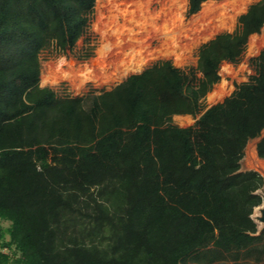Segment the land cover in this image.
Returning a JSON list of instances; mask_svg holds the SVG:
<instances>
[{
	"label": "trees",
	"instance_id": "16d2710c",
	"mask_svg": "<svg viewBox=\"0 0 264 264\" xmlns=\"http://www.w3.org/2000/svg\"><path fill=\"white\" fill-rule=\"evenodd\" d=\"M205 1L187 0L186 16ZM94 5L0 0V264H264L252 219L264 180L240 166L264 131V47L246 82L202 108L260 32L264 0L195 66L159 59L110 90L58 96L39 85L40 53L72 51ZM255 152L264 160V134Z\"/></svg>",
	"mask_w": 264,
	"mask_h": 264
},
{
	"label": "rangeland",
	"instance_id": "374dc122",
	"mask_svg": "<svg viewBox=\"0 0 264 264\" xmlns=\"http://www.w3.org/2000/svg\"><path fill=\"white\" fill-rule=\"evenodd\" d=\"M257 1L206 0L197 13L186 16L187 0H95L87 32L72 51L58 52L50 47L40 53L39 85L52 89L58 96L75 97L110 90L159 59L170 60L179 68L195 66L198 47L218 33L234 31L237 18ZM222 19L223 24H219ZM106 39L111 46L109 53L103 54ZM124 45L133 46L140 57L139 66L125 73L122 67L115 70L113 63L115 53ZM263 47L264 25L259 33L249 36L238 63L221 64L220 79L202 101L203 110L221 102L236 85L248 80L253 74L250 60ZM87 53L88 58L79 59ZM197 117L176 115L172 123L187 127ZM257 139L247 143L240 166L241 170L257 171L264 180V160L255 152ZM261 209L262 205L252 213L258 230L263 226L258 221ZM6 226L0 223V227Z\"/></svg>",
	"mask_w": 264,
	"mask_h": 264
},
{
	"label": "bare ground",
	"instance_id": "6f19581e",
	"mask_svg": "<svg viewBox=\"0 0 264 264\" xmlns=\"http://www.w3.org/2000/svg\"><path fill=\"white\" fill-rule=\"evenodd\" d=\"M128 12L129 11H127V13ZM130 13H128V14H130ZM129 20H132L131 16H130ZM223 22L224 21L222 19V20H220L219 24H223ZM110 46H111L110 41L108 39H106V44L104 46V50H102L101 52L103 54L109 53L108 49ZM115 54H116V56L113 59L115 70H118V67H122L121 71L125 73V72L131 71L134 68H137L139 66L138 61L140 60V57H139V55H137V52L135 53L133 46H131V45L120 46L118 52H116ZM85 78H88V77H85ZM253 153H255V152H253Z\"/></svg>",
	"mask_w": 264,
	"mask_h": 264
},
{
	"label": "water",
	"instance_id": "95a60500",
	"mask_svg": "<svg viewBox=\"0 0 264 264\" xmlns=\"http://www.w3.org/2000/svg\"><path fill=\"white\" fill-rule=\"evenodd\" d=\"M263 134H264V131L262 132V134L260 135V137L257 139V142L259 141V139L263 136ZM262 209H261V216L258 218V221L260 222V223H262L263 224V226H262V228L261 229H259L258 230V233H260V232H264V200L262 201Z\"/></svg>",
	"mask_w": 264,
	"mask_h": 264
}]
</instances>
